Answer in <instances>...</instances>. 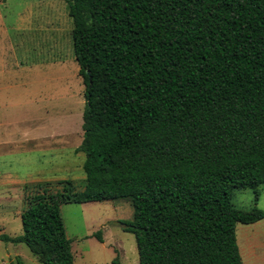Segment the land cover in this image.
I'll use <instances>...</instances> for the list:
<instances>
[{"label":"trees","instance_id":"obj_1","mask_svg":"<svg viewBox=\"0 0 264 264\" xmlns=\"http://www.w3.org/2000/svg\"><path fill=\"white\" fill-rule=\"evenodd\" d=\"M65 1L85 184L24 196L23 233L0 240L74 264L60 206L129 198L139 264H243L236 225L264 209L231 195L264 185V0Z\"/></svg>","mask_w":264,"mask_h":264},{"label":"rangeland","instance_id":"obj_2","mask_svg":"<svg viewBox=\"0 0 264 264\" xmlns=\"http://www.w3.org/2000/svg\"><path fill=\"white\" fill-rule=\"evenodd\" d=\"M72 25L65 0H0V179L19 183L25 197L85 184V153L75 152L85 86ZM231 202L264 209V185L234 189ZM60 211L74 264H114L115 257L118 264H139L134 235L118 222L133 218L129 198L68 202ZM8 220L2 233L21 235V217ZM236 238L243 264H264V219L238 223ZM18 256L24 264H43L25 243L0 240V264H17Z\"/></svg>","mask_w":264,"mask_h":264},{"label":"crops","instance_id":"obj_3","mask_svg":"<svg viewBox=\"0 0 264 264\" xmlns=\"http://www.w3.org/2000/svg\"><path fill=\"white\" fill-rule=\"evenodd\" d=\"M18 185L19 183L13 180L0 179V233L4 232L9 224L8 218L18 219L25 207L23 189L19 190ZM241 254L243 256L242 248Z\"/></svg>","mask_w":264,"mask_h":264}]
</instances>
